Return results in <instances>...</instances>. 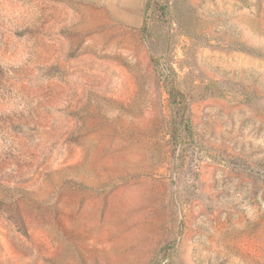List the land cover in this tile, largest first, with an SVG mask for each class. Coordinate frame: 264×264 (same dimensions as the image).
Wrapping results in <instances>:
<instances>
[{
    "label": "rangeland",
    "instance_id": "obj_1",
    "mask_svg": "<svg viewBox=\"0 0 264 264\" xmlns=\"http://www.w3.org/2000/svg\"><path fill=\"white\" fill-rule=\"evenodd\" d=\"M0 264H264V0H0Z\"/></svg>",
    "mask_w": 264,
    "mask_h": 264
}]
</instances>
